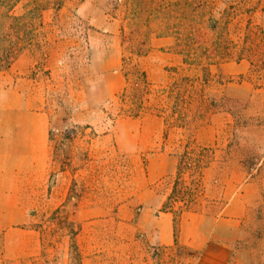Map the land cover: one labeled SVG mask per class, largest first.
<instances>
[{
  "label": "rangeland",
  "instance_id": "1",
  "mask_svg": "<svg viewBox=\"0 0 264 264\" xmlns=\"http://www.w3.org/2000/svg\"><path fill=\"white\" fill-rule=\"evenodd\" d=\"M10 15L27 27L0 17V85L46 115L53 159L35 189L0 185V264H191L135 235L157 155L176 163L177 216L239 186L264 264V192L245 188L264 185V0H23Z\"/></svg>",
  "mask_w": 264,
  "mask_h": 264
},
{
  "label": "crops",
  "instance_id": "2",
  "mask_svg": "<svg viewBox=\"0 0 264 264\" xmlns=\"http://www.w3.org/2000/svg\"><path fill=\"white\" fill-rule=\"evenodd\" d=\"M154 123L146 149H152L164 132L162 120ZM52 159L46 115L32 108L18 88L0 85V185L13 179L15 184H28L26 189H35L33 186L46 179ZM147 167L149 177L141 178L136 191L141 208L135 218V235L145 245L140 247L143 251L153 246L162 251L178 247L193 257L191 264H253L251 257L255 252L244 241L251 217L240 214L245 207L237 201L238 185L232 188L231 202L224 207L209 203L177 216L163 210L174 190L175 161L157 155L150 158ZM169 179L154 188L153 183ZM245 188L256 193V198L264 192V185L254 180ZM251 206L253 202L247 201V207Z\"/></svg>",
  "mask_w": 264,
  "mask_h": 264
},
{
  "label": "trees",
  "instance_id": "3",
  "mask_svg": "<svg viewBox=\"0 0 264 264\" xmlns=\"http://www.w3.org/2000/svg\"><path fill=\"white\" fill-rule=\"evenodd\" d=\"M23 0H0V17L4 18V17H11V19L13 20L12 25H10V28L13 29H22L23 27L26 28L27 24L25 22V16H21V17H12L10 15V13L13 11V9L16 7V5L18 3H20ZM13 26V27H11ZM8 37L7 34L3 33L2 35H0V41H3L4 39H6ZM13 47L11 48H5L3 47V52L1 55V62H7L9 65L10 62V55L13 53Z\"/></svg>",
  "mask_w": 264,
  "mask_h": 264
}]
</instances>
